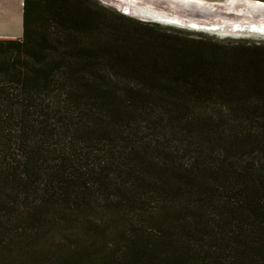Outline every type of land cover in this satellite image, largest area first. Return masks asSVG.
Wrapping results in <instances>:
<instances>
[{"label":"trees","instance_id":"trees-1","mask_svg":"<svg viewBox=\"0 0 264 264\" xmlns=\"http://www.w3.org/2000/svg\"><path fill=\"white\" fill-rule=\"evenodd\" d=\"M0 39V264H264L262 47L96 0H23Z\"/></svg>","mask_w":264,"mask_h":264},{"label":"water","instance_id":"water-1","mask_svg":"<svg viewBox=\"0 0 264 264\" xmlns=\"http://www.w3.org/2000/svg\"><path fill=\"white\" fill-rule=\"evenodd\" d=\"M120 1V0H118ZM139 6H149L145 12L125 4L119 12L128 17L157 24H175L177 18L182 24L209 27L213 18L249 20L255 27H264V0H139ZM143 9V8H141ZM161 13V14H158ZM151 13V15H150ZM138 14V15H137ZM143 16L147 17L146 20ZM140 17H143L142 19ZM263 20V21H261ZM258 21V22H255ZM185 22V23H183ZM179 23V22H178ZM177 24V23H176ZM193 24V25H192ZM206 25V26H205ZM259 33V32H258Z\"/></svg>","mask_w":264,"mask_h":264},{"label":"rangeland","instance_id":"rangeland-1","mask_svg":"<svg viewBox=\"0 0 264 264\" xmlns=\"http://www.w3.org/2000/svg\"><path fill=\"white\" fill-rule=\"evenodd\" d=\"M99 4L102 6H105L107 8L114 9L116 11H119L121 8L120 6H117V4H125L130 7H134L135 9L143 11L145 10H152L149 6H139V0H123V1H116V0H96ZM137 1L138 3H136ZM114 2V4H113ZM143 8V9H141ZM145 10L143 12H145ZM158 14H161L158 12ZM141 19L143 17H140ZM146 20L147 17H144ZM263 21V20H261ZM249 20H240V19H218V18H213L212 20L208 21L209 27L207 29H202L197 26H188L186 24L182 23H175V24H158L162 27H170L173 29H177L183 32H187L191 35H198L202 34L208 37H212L213 39L216 40H247L251 42V46L254 45L255 47L260 45L262 47V51L260 53H255L256 50L253 48V53L252 55H255L258 60L262 64V70L260 72V80L262 84L264 85V34H260L254 30L251 29V24L248 23ZM258 22V21H255ZM264 22V21H263ZM154 23V22H152ZM185 23V22H183ZM157 24V23H156ZM4 26V25H3ZM206 26V25H205ZM253 27V26H252ZM0 31H4L3 28H0ZM6 31V28H5ZM252 32V33H251ZM6 33V32H4ZM21 35V27H19L16 31L12 33L11 38H1V39H20ZM19 37V38H18Z\"/></svg>","mask_w":264,"mask_h":264},{"label":"crops","instance_id":"crops-1","mask_svg":"<svg viewBox=\"0 0 264 264\" xmlns=\"http://www.w3.org/2000/svg\"><path fill=\"white\" fill-rule=\"evenodd\" d=\"M22 1L0 0V28L4 29L0 31V39L11 38L14 31L19 27L22 28Z\"/></svg>","mask_w":264,"mask_h":264},{"label":"bare ground","instance_id":"bare-ground-1","mask_svg":"<svg viewBox=\"0 0 264 264\" xmlns=\"http://www.w3.org/2000/svg\"><path fill=\"white\" fill-rule=\"evenodd\" d=\"M117 1V0H116ZM120 1H123V0H120ZM113 4H114V2H113ZM123 4V3H122ZM145 10V9H144ZM147 11V10H146ZM138 15V14H137ZM150 15H151V13H150ZM143 17H145V16H143ZM174 20H175V22L174 23H180V21H178V19L177 18H174V17H172ZM249 23V22H248ZM249 24H251V23H249ZM261 25H263L264 23H260ZM193 25V24H192ZM250 30H254V31H256V32H259L260 34H264V27H255V25H253V27L251 26V29ZM252 33V32H251ZM264 37V36H263Z\"/></svg>","mask_w":264,"mask_h":264}]
</instances>
